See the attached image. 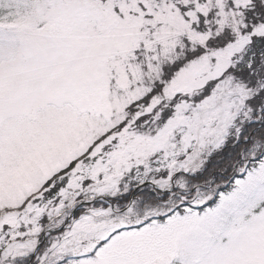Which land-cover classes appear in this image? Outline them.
<instances>
[{
    "label": "snow or ice",
    "instance_id": "6c2138e0",
    "mask_svg": "<svg viewBox=\"0 0 264 264\" xmlns=\"http://www.w3.org/2000/svg\"><path fill=\"white\" fill-rule=\"evenodd\" d=\"M0 264H264V0H0Z\"/></svg>",
    "mask_w": 264,
    "mask_h": 264
}]
</instances>
